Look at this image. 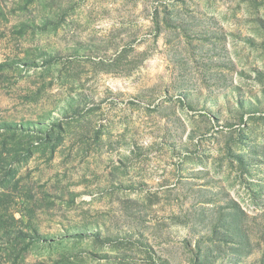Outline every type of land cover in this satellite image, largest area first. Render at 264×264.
I'll return each mask as SVG.
<instances>
[{
    "label": "rangeland",
    "instance_id": "rangeland-1",
    "mask_svg": "<svg viewBox=\"0 0 264 264\" xmlns=\"http://www.w3.org/2000/svg\"><path fill=\"white\" fill-rule=\"evenodd\" d=\"M0 264H264V0H0Z\"/></svg>",
    "mask_w": 264,
    "mask_h": 264
}]
</instances>
